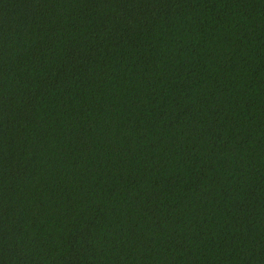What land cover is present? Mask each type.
<instances>
[{"label": "trees", "instance_id": "trees-1", "mask_svg": "<svg viewBox=\"0 0 264 264\" xmlns=\"http://www.w3.org/2000/svg\"><path fill=\"white\" fill-rule=\"evenodd\" d=\"M0 264H264V0H0Z\"/></svg>", "mask_w": 264, "mask_h": 264}]
</instances>
